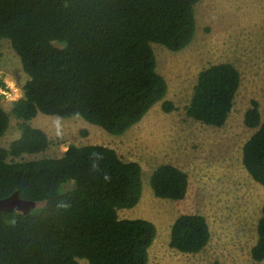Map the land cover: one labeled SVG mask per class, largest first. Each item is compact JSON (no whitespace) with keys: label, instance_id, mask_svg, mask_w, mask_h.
Wrapping results in <instances>:
<instances>
[{"label":"trees","instance_id":"obj_1","mask_svg":"<svg viewBox=\"0 0 264 264\" xmlns=\"http://www.w3.org/2000/svg\"><path fill=\"white\" fill-rule=\"evenodd\" d=\"M198 1L0 0V42L10 41L27 75L10 110L0 103V137L11 116L19 129L6 148L0 146V198L17 191L36 203L26 214L0 210V264H79V258L88 264H148L154 223L118 216V210L132 208L140 199L138 162L124 161L102 144H69L59 157L16 158L48 147L46 133L29 122L38 112L79 115L120 135L158 102L164 112L174 110L165 99L167 82L156 70L151 43L174 52L189 45ZM239 84L231 63L205 67L198 73L186 116L222 126ZM0 87H5L1 79ZM243 122L255 131L243 143L242 164L264 186V120L257 100H251ZM149 184L154 196L179 200L186 194L188 175L163 163L155 167ZM256 233L250 253L261 261L264 206ZM209 238L202 214L183 213L171 224L168 245L197 253Z\"/></svg>","mask_w":264,"mask_h":264},{"label":"rangeland","instance_id":"obj_2","mask_svg":"<svg viewBox=\"0 0 264 264\" xmlns=\"http://www.w3.org/2000/svg\"><path fill=\"white\" fill-rule=\"evenodd\" d=\"M194 13L195 35L185 48L174 52L151 43L156 70L167 82L165 99L173 102L174 110L164 112L158 102L120 135L110 134L79 115L64 118L38 112L29 122L46 133L48 147L16 159L59 157L69 144L111 147L124 161H136L142 169L137 205L118 210V216L154 223L156 235L148 249V264H264V259L256 261L250 253L257 240L264 186L255 182L242 164L243 143L255 131L243 123L251 100L258 101L264 120V0H199ZM224 62L231 63L240 76L225 124L215 127L187 117L185 108L198 73ZM0 79L5 84L0 87V103L9 111L11 103L21 97L27 75L6 38L0 42ZM18 136V120L11 116L0 146L6 148ZM163 163L188 174L182 199L154 196L149 178ZM183 213H199L207 221L210 238L197 253H183L168 245L171 224ZM78 261L88 264L86 259Z\"/></svg>","mask_w":264,"mask_h":264},{"label":"water","instance_id":"obj_3","mask_svg":"<svg viewBox=\"0 0 264 264\" xmlns=\"http://www.w3.org/2000/svg\"><path fill=\"white\" fill-rule=\"evenodd\" d=\"M35 206L36 203L34 201L20 198L17 191H14L6 197L0 198L1 211H16L26 214Z\"/></svg>","mask_w":264,"mask_h":264},{"label":"crops","instance_id":"obj_4","mask_svg":"<svg viewBox=\"0 0 264 264\" xmlns=\"http://www.w3.org/2000/svg\"><path fill=\"white\" fill-rule=\"evenodd\" d=\"M233 101H234V100H233ZM231 110H232V109H231ZM230 113H231V111L229 112V114H230ZM229 114H228V116H229ZM228 116H227V119H228ZM243 117H244V114H243ZM227 119H226V121H227ZM226 121H225V122H226ZM243 123H244V122H243ZM224 124H225V123H224ZM224 124H223V125H224ZM220 127H221V126H220ZM253 132H254V131H252L251 134H252ZM251 134H250V136H251ZM183 171H184V170H183ZM187 175H188V174H187ZM188 180H189V179H188ZM165 199H168V198H165ZM172 200H173V199H172ZM136 205H137V204H136ZM148 256H149V255H148Z\"/></svg>","mask_w":264,"mask_h":264},{"label":"clouds","instance_id":"obj_5","mask_svg":"<svg viewBox=\"0 0 264 264\" xmlns=\"http://www.w3.org/2000/svg\"><path fill=\"white\" fill-rule=\"evenodd\" d=\"M97 156H98V158H99V155L98 154H96ZM105 178H107V177H105ZM64 207H67V205H65Z\"/></svg>","mask_w":264,"mask_h":264}]
</instances>
